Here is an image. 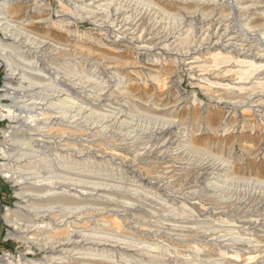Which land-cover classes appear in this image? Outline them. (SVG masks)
I'll return each instance as SVG.
<instances>
[{"label": "rangeland", "instance_id": "1", "mask_svg": "<svg viewBox=\"0 0 264 264\" xmlns=\"http://www.w3.org/2000/svg\"><path fill=\"white\" fill-rule=\"evenodd\" d=\"M41 1L49 12L36 13L31 8L34 1L27 0H11L3 10L26 40L49 42V49L36 55L46 60L54 76L34 81L29 94L37 103L54 105L67 120L80 114L99 131L87 140L86 127L67 130L51 125L45 130L69 135L61 144L78 160H61L46 150L32 154L29 170L24 171L30 178L103 194L120 203H89L92 210L84 209L83 219L74 216L77 206L65 204L64 210L55 211L56 216L75 217L67 225L57 226L61 218L34 226L20 216L23 203L14 182L0 173V216L13 218L12 223L0 218V264H44L47 244L68 238L72 231L91 234L94 238L87 237L94 244L127 247L129 255L113 256L96 254L102 247L94 246L87 251L89 257L102 255L96 258L105 262L81 261L85 263L264 264V226L256 223L264 219V0H125L123 6L139 18L131 36L135 41H118L99 28L82 13L84 5ZM27 15L32 25L24 24ZM50 19L57 27L45 22ZM227 29L247 39L250 51L226 48L220 36ZM1 41L12 45L2 28ZM145 46L148 49L141 50ZM36 55L22 59L36 63ZM62 83L91 91L85 90L95 97L88 101L98 106L91 109L88 101L66 95L55 99ZM18 85L9 67L0 65V169L8 166L14 149L6 143L15 141L21 150L29 140L15 133L14 117L24 116L37 127V114L16 110L19 101L10 89ZM99 92L124 100L125 117L110 122L108 102L101 101ZM207 164L218 175L201 183L198 171ZM54 193L63 191L50 194ZM132 207L137 210L126 215L124 210ZM237 208L252 222L236 221ZM15 223L36 228L28 236L31 240L12 237ZM170 225L189 230L177 233Z\"/></svg>", "mask_w": 264, "mask_h": 264}, {"label": "bare ground", "instance_id": "2", "mask_svg": "<svg viewBox=\"0 0 264 264\" xmlns=\"http://www.w3.org/2000/svg\"><path fill=\"white\" fill-rule=\"evenodd\" d=\"M10 1L11 0H7V1L5 0L3 2V4L1 5V8H0V28H2V31H4L5 40L10 41L12 44V45H9L7 47V46H5L4 43H2V41L0 42V65L8 66L9 71H10V76L13 79L17 78V80L19 81L18 87L10 89L14 92L13 93L14 96H17L16 100L19 101L17 103L15 101L16 110L19 111L20 113L26 112L28 114H37L36 116H38V118H35L33 120V122L36 123V126L38 128L31 125L32 123H30V124L27 123L26 122L27 119L24 116L22 117L21 115L20 116L17 115L18 117L17 116L14 117V119L12 121L14 123L13 129H14L15 133L22 135L24 138L25 137L29 138L28 143L25 141L28 146L26 147V143H25L24 144L25 148L22 147V149L19 150V145H15L16 142L14 140L13 141L15 142V144H14V142H11V143L7 142L6 144H9V146H11V149L12 148H14V149L11 150V153H10V157H11L10 163L8 164V166H4L2 169H0V173L5 174L4 178L11 179L15 184L16 190H19V193L18 192H16V193H17L18 198H19L18 200H20V202L23 203L22 204L23 206L18 207V210H19L20 216H21L23 221L29 220V222L33 223V225L35 226L36 224L44 222V220L56 222L62 218L61 224H59L57 226H63V225L68 224V219H72V218L74 219L75 218L74 216H78L79 218L82 217V219H83V216H86L84 212L86 210L91 209V206L88 207V205H87L89 203H90L89 205H91V203H96V204L97 203H100V204L101 203L102 204L109 203V204L115 206V205H118L119 201L117 200L118 201L117 202L116 200H114V198L113 199L109 198L103 194L97 195L95 193L96 195H94V193H91V192L89 193V192L77 191V189H69L66 186H63V185L58 184L56 182H48V181L45 182L44 180L40 181V179L38 180V179L34 178L33 176H32L33 178L26 176L27 171H24V170H29V169H26V167L29 166L30 156H33L32 154L37 155V154H40L43 151L47 150L48 152L53 151L55 153V156L61 158V160H62V158H68V159H73V160L77 161L78 159H76V158H79V157H76L75 154L70 151V150H72L71 148H67L66 146L61 144L62 141H66L67 139H69V135L68 136H66V134H63V135L61 134V136L54 135L53 133H51V131H46L45 130L46 128L48 129V128H50L51 125H53V126H59V127L62 126V127H65L64 129H67V130L70 129L71 130V129L83 126L84 128L86 127L87 131H90V133H88L86 136L87 140H89V134L93 135L92 134L93 132H96L97 130L99 131V129H98L99 127L95 126L96 124L95 125L90 124L88 119L83 117V116H80V114L72 116L71 119L67 120V119H65V118H67V115H66V117L64 116L65 118H63V116L58 115L59 113L57 111L55 112V110H57V109L54 108V105L53 106L48 105L47 103L41 104L40 102L37 103L38 101L34 100L35 98L31 97V95L29 93L34 86V81H38V80L42 81L46 78L47 75H50L51 77L54 76V73L50 70L51 67L50 68L48 67L46 60L43 59V57H37V55H36V54H38V56H39V53L41 54V53L45 52V50L47 51L49 49L48 48L49 42H47L45 40H43L41 42H30L28 39L26 40V37L23 36L24 34L22 35V34L16 33V29L19 27L18 23H16V21H11L9 19V15L3 11L4 8L7 6L6 4L9 3ZM27 1H34V3L32 4L33 7H31V8L36 13H43L44 14V13L49 12V7H47V5L44 2H42L41 0H27ZM124 1L125 0H66V2L70 6H73V8L76 7V6H74V4H77V3L84 5V9L82 11L84 16L87 15V18L89 16L90 19H93L96 22L95 24H98L99 28L107 29V31L112 36L116 37L118 39V41L119 40L120 41L125 40L127 38H132L131 36H133L135 34L134 33L136 30L135 28H136V25H138L137 23L139 21L138 16L132 12L133 9L129 10L123 6ZM232 2L235 3L236 1L233 0ZM125 4H126V2H125ZM233 7H234V5H233ZM88 8H90V10ZM23 22L25 25H32L31 17L28 15L24 18ZM45 22L47 24H49V26H51V27H57V24L55 23V21H53L51 19L47 20ZM69 26L70 25H68L67 30L69 33H72V29H70ZM232 33H233L232 30L227 29L220 36V38H221L220 40H222V42L225 43V47L230 48V49H235V48L240 47V48H242V50H246V47H247L248 48L247 50L250 51L251 47L248 46V40L242 39L238 35H232ZM156 35L158 36V34H156ZM133 40L135 41L136 39H133ZM157 45H159V44H157ZM157 45H155V46H157ZM166 47L164 46L163 48L166 49ZM146 49H148V48L147 47L141 48V50H146ZM27 54H29V56L32 54L36 55L35 56V57H37L36 63L26 61V60H24L25 58L22 59V56L24 57ZM238 54L241 56H248L247 53H238ZM185 57H188V55H186ZM188 64H190V63H188ZM112 77H108L109 78V84H111V85L114 84V79ZM48 78H50V77L48 76L47 79ZM55 80H56V78H55ZM61 85L64 88L60 89L58 91V94L56 95V97H54L55 99L57 97H62L65 95L66 96H72L73 98L74 97L81 98L80 100H85V101H88L91 98H93V99L95 98V97H91L90 93L87 94L86 89H85L86 91L82 90L83 88L81 90H79V88L76 89L74 86H71V85L69 86V85H66L64 83H62ZM89 87H90V85H89ZM95 89H96V86H95ZM87 92H91V91H87ZM99 94H100V92H99ZM54 98H52V99H54ZM114 98L107 95L106 93L101 95V99H102L101 101L108 102V107L110 109L109 112L111 113V115L110 114L108 115L109 118L111 119L110 122L115 123V122L120 121L123 117H125L124 113L126 110H124V108H125V102L123 103L124 100L119 99L117 97H116V99H114ZM39 101H40V99H39ZM64 102H66V100ZM66 103H68V102H66ZM88 104L91 107V109H94L95 107L98 106L97 103L95 104L94 101H92V102L88 101ZM60 106H62V105H60ZM12 107H14V106H12ZM83 108L86 110L85 107H83ZM39 111H46V113L45 112L43 114L37 113ZM47 112L54 113L56 115H54V116H53V114L49 115V113H47ZM82 112H84L83 109H82ZM79 113H81V112H79ZM81 114H83V113H81ZM24 118L26 119V121L24 120ZM30 118L32 120V117H29V119ZM35 123H34V125H35ZM107 128H108V126H107ZM19 141H17V142H19ZM51 141H53V142H51ZM88 142H91V141H88ZM41 143H44V144L41 145ZM21 146H22V144H20V147ZM81 154H80V158L84 157V155L83 154L81 155ZM64 161L65 160H63V162ZM187 163H189V161ZM23 168H25V169H23ZM199 169H200V167H199ZM198 174L200 176L199 179L201 180V183H204L205 181L209 180L208 178H210L212 175H213L212 178L217 176L218 171H217V169L211 167V165L208 166V164H207V167L205 166L204 168H201L198 171ZM79 183L80 182H78L77 184H79ZM71 184H72V182H71ZM67 185H69V184H67ZM82 185H83V182H82ZM79 186L80 185H78V187ZM53 190H56V191L62 190L63 193H62V195L57 194V193L50 194L51 191H53ZM110 191H111V189H110ZM65 204L77 206L75 209L79 210V212L77 214H75L74 216H68V218L66 217V215H61V214H60L61 216L60 215L56 216V212H58V211H55V210L62 208ZM81 204L82 205L86 204V205H85V207L84 206L79 207ZM94 205L95 204H93V206ZM128 207H130V206H128ZM68 209H70V207ZM84 209H86V210L83 212ZM62 210H64V209L62 208ZM105 210H106V208H105ZM109 210H111V208ZM136 210L137 209L135 207H132V208L124 210V212L126 213V215H130V213H133ZM70 211H71V209H70ZM236 215H235L237 217V219H235L236 221L237 220L239 221L242 219L243 221H241V222H243V223L252 222V221H247V219H248L247 214L242 212V210L240 208L238 209V212ZM78 217L75 220L79 221ZM0 218H4L8 223H12V219H13V218H9V215H5L3 217L0 216ZM256 223H258V225L264 226V219L263 220L262 219L257 220ZM184 224H186V223H184ZM235 225H236V223L234 224V226ZM14 226H16L17 228H15L14 235H12V237H14V239H17V240L22 239L24 241H29V240H31V238L28 237L29 234H31V232L36 231V228H34V226L28 227V226H26V224H23V223H15ZM167 227L170 228L171 230H173L174 232H177V233L181 232V231L189 230L188 229L189 227H186V226L170 225ZM31 228L32 229L34 228V229L31 230ZM89 235L92 236L91 234H89ZM89 235L84 234L83 232L72 231L70 236L66 239H62V240L57 239V240H52L50 242L48 241L49 243L47 242L48 244H47V248H46V250L48 251V257H47V259L45 258L46 261L44 264H72V263H74V261H76L75 264H79V263L80 264H93V263H90V261H89V263L81 262V261H86V260H92V261H100L101 260V261L105 262V259L103 260V259H97L96 258V256L98 257L99 255H93L92 258L89 257V256H92V254L89 252L87 253V251L93 250L94 246L102 247V248H97L98 250H95L96 254H98L97 252L99 251V252H102L101 254L107 252V253H112L113 256H114V254L124 256L125 253L128 252L126 250L127 247H125V246L121 247L120 246L121 244L119 245L118 243H116L117 245H115V244L114 245L104 244V243L100 244L102 242L101 241V242H96L97 244H94L95 242L94 243L90 242L91 237L90 238L87 237ZM105 247H109V249H107ZM100 256H102V255H100ZM71 260H73V261H71ZM106 261H108V260H106Z\"/></svg>", "mask_w": 264, "mask_h": 264}]
</instances>
